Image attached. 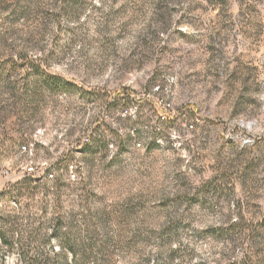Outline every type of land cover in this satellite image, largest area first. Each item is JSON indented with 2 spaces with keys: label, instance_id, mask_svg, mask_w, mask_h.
<instances>
[{
  "label": "rangeland",
  "instance_id": "obj_1",
  "mask_svg": "<svg viewBox=\"0 0 264 264\" xmlns=\"http://www.w3.org/2000/svg\"><path fill=\"white\" fill-rule=\"evenodd\" d=\"M69 1L0 0V264H264V0Z\"/></svg>",
  "mask_w": 264,
  "mask_h": 264
},
{
  "label": "trees",
  "instance_id": "obj_2",
  "mask_svg": "<svg viewBox=\"0 0 264 264\" xmlns=\"http://www.w3.org/2000/svg\"><path fill=\"white\" fill-rule=\"evenodd\" d=\"M76 3H77V0L76 1L75 0H70L68 2V5L69 6H73ZM20 64L23 65V66H28V69H26L27 72L30 73V74H34L36 77L40 78V75H38L39 67L35 66L34 63L26 64L23 61ZM1 80H3V79L0 77V82H1ZM126 98H128V97H126ZM126 98L123 100L124 104H127V102H128L127 101L128 99L126 100ZM101 139H102L101 137H98V139H96L95 143H99L101 141ZM82 154H88V153L85 150ZM65 156L63 157V161L64 162H66L67 160L73 159L70 156H67V155H65ZM48 175L49 174L46 172L44 176H42L41 178L37 179L38 181H36V180L33 181V180L30 179V177H28L26 179H23L21 182L16 184L17 188L15 186L12 187L13 189L10 192L14 193V194H18V195H25V194H28V193L34 194L38 190H45V188L47 186V183L51 181V179L48 178ZM50 175H52V174H50ZM52 177H53V175H52ZM53 182L55 183L56 187H59V188L61 187V178H55L53 180ZM41 185H42V188H41ZM28 191H31V192H28ZM2 222L4 223V221H2ZM59 226H60V223L55 221V223L53 225V228H54L53 236L57 235L58 230H59ZM1 229H2V224L0 223V237H1L2 240H5L3 233H1ZM4 244H7V243L4 242ZM68 248H71V247H68ZM70 252L73 253L74 252L73 249H70ZM22 264H48V263L47 262H38L37 260H26V261L22 262ZM74 264H80V263L76 262Z\"/></svg>",
  "mask_w": 264,
  "mask_h": 264
},
{
  "label": "built area",
  "instance_id": "obj_3",
  "mask_svg": "<svg viewBox=\"0 0 264 264\" xmlns=\"http://www.w3.org/2000/svg\"><path fill=\"white\" fill-rule=\"evenodd\" d=\"M71 167H72V166H71ZM32 170H33L32 168H29V169H28V172H31ZM48 177L51 178L52 175H48ZM72 177L74 178V176H72Z\"/></svg>",
  "mask_w": 264,
  "mask_h": 264
}]
</instances>
